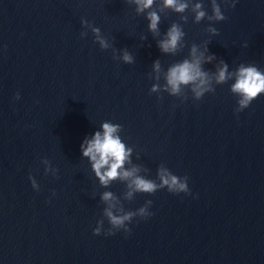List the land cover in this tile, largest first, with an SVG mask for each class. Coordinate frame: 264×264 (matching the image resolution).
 Here are the masks:
<instances>
[{
	"label": "water",
	"instance_id": "water-1",
	"mask_svg": "<svg viewBox=\"0 0 264 264\" xmlns=\"http://www.w3.org/2000/svg\"><path fill=\"white\" fill-rule=\"evenodd\" d=\"M217 2L227 19L212 36L207 20L194 23L189 11L183 23L163 0L144 13L126 0H0V264H264V94L239 113L234 79L200 101L149 94L192 43L210 41V72L221 59L230 72L240 63L264 70V0ZM150 10L161 15L158 36L147 27ZM81 19L100 28L107 49ZM173 22L186 43L175 56L156 43ZM125 48L133 64L119 59ZM104 121L123 127L133 149L126 169L155 179L163 163L189 177L192 195L165 188L127 201L128 181L102 186L80 145ZM44 158L56 176L45 175ZM106 191L126 210L152 200L154 215L134 218L130 234L94 235Z\"/></svg>",
	"mask_w": 264,
	"mask_h": 264
},
{
	"label": "clouds",
	"instance_id": "clouds-1",
	"mask_svg": "<svg viewBox=\"0 0 264 264\" xmlns=\"http://www.w3.org/2000/svg\"><path fill=\"white\" fill-rule=\"evenodd\" d=\"M226 8H235L237 0H222ZM126 3H134L137 13H144L146 9H151L155 0H126ZM211 15L202 2L193 3L192 0H163L162 8H169L174 13H180V21L187 23L189 16L186 12H191L194 15L193 22L200 23L202 20L208 21V26L205 31L212 36H218L219 31L213 26L216 22H221L227 19L222 11L221 4L217 0H210ZM148 21V30L155 35L160 34L161 15L159 12L150 10L145 16ZM83 27L91 28L96 35L100 47L107 49L109 44L107 40L100 36V28L93 26L86 19H81ZM81 38L87 35L86 32H81ZM185 32L182 24L173 22L167 29L164 37L156 41L160 52L167 55H177L185 46ZM142 40L147 37H141ZM210 41H205L202 45L192 43L189 47V52L186 58L174 62L168 66L164 76V83H154L149 90V94L157 93V98L162 99L159 95L162 92L168 93L170 96L180 99L182 102L189 98L188 93H191V98L195 101H200L205 94L215 93L217 85L226 84L229 80L234 79V83L230 86L231 93L238 97L237 107L234 109L236 113L248 108L253 100L259 95L264 94V70L259 69L254 64L240 63L234 71H229L228 64L224 60H220L216 66L215 72L205 70L204 65L212 63L217 57L210 54L208 45ZM203 47V50H201ZM243 47H248L247 42ZM120 60L125 64H133L135 62L133 55L125 48L122 49ZM116 59L117 57H113ZM153 70L156 73L161 71V61H154ZM160 77L157 75L156 80ZM214 80V82H213ZM20 99V94L17 92L14 97ZM102 131H95L89 138L86 136L80 145V150L83 158H87L91 164V168L96 177L99 178V183L107 187L111 181L119 179L120 181H128L127 188L130 189L125 194L124 199L131 201L134 199V193H143L152 195L158 190L167 189L169 193L192 195L188 186L189 177L187 175L180 177L173 174L165 164L161 163L157 168L156 178L149 179L147 176L140 175V168L133 166L131 169H126V162H130L132 147L123 142L120 133L123 127L119 123L112 121H104L101 125ZM44 165L45 175L51 173L57 175L58 169L51 166V162L44 158L41 160ZM103 170V171H102ZM58 178V176H57ZM28 179L31 182L32 188L37 192L40 186L36 179L29 175ZM55 196V191L52 192ZM101 199L106 206L103 207L102 218L97 220L96 227L93 229L94 235L107 236L115 235L116 232L123 230L124 233L130 234L131 228L129 224L134 218L147 219L154 215L149 211L152 206V200H146L144 205L133 210H126L124 205L116 198L111 191L102 193ZM51 202L50 200L48 201ZM105 219L109 227L104 228Z\"/></svg>",
	"mask_w": 264,
	"mask_h": 264
}]
</instances>
